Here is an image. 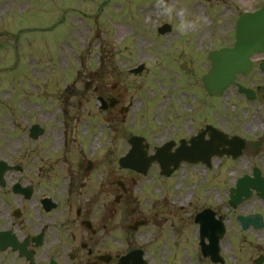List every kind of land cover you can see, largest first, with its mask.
Segmentation results:
<instances>
[{
  "label": "rangeland",
  "instance_id": "374dc122",
  "mask_svg": "<svg viewBox=\"0 0 264 264\" xmlns=\"http://www.w3.org/2000/svg\"><path fill=\"white\" fill-rule=\"evenodd\" d=\"M256 2L40 0L23 17L13 14H18L20 7L12 3V15L0 21V100L2 97L4 100L0 106L1 122L7 130L18 125V135L5 138L4 150L11 146L9 143L22 138L21 127L31 122L45 125L50 133L43 138L50 137L54 129L50 124L60 127L52 116H57L56 106L65 97H69L72 113L77 102L92 108V100L85 99L87 80L105 91L120 92L122 106L131 103L119 128L130 134L147 135L151 147L161 142L165 127L173 131L172 126L183 125V115H190L187 112L192 93L200 96L199 104L194 100L199 124L215 121L223 128L229 124L237 134H252V138L258 139L255 134H264V114L258 106L245 101L232 88L221 98L208 97L201 82V75L209 67L207 52L233 42L237 15L257 6ZM162 23H170L171 32H157ZM141 63L143 68L138 72L129 70ZM238 80L248 85L264 82L256 64L247 76L239 75ZM50 100L53 104L48 105ZM26 102L34 103L32 108L24 109L22 103L28 105ZM167 103L179 104V111H174L177 120L164 113ZM13 104H17L18 111L11 110ZM102 117L103 113L94 114L91 119L97 125L110 121ZM124 131L119 137L123 151L127 147ZM261 142L264 144V137ZM258 151L261 154L252 156L253 159L241 157L236 162H222L208 179L221 188L233 186L235 179L245 171L250 172L253 166L264 173V148ZM214 192L211 189L210 198L214 196L218 202ZM204 202L207 201L202 194L201 203ZM247 202L257 208L261 206L255 198ZM247 234L242 250L229 252L225 264H251L250 260L264 254V241L258 240L264 231L258 238L253 233ZM201 261L200 264H212L207 259Z\"/></svg>",
  "mask_w": 264,
  "mask_h": 264
},
{
  "label": "flooded vegetation",
  "instance_id": "af4514ba",
  "mask_svg": "<svg viewBox=\"0 0 264 264\" xmlns=\"http://www.w3.org/2000/svg\"><path fill=\"white\" fill-rule=\"evenodd\" d=\"M259 57L261 62L264 55ZM94 90L90 94L109 104L104 108L109 119L120 120V98L103 96L98 86ZM77 104L73 113L69 106L62 108L63 128L55 130L53 138H30V128L25 132L22 127V138L6 150V140H1L0 160L11 169L2 170L0 183V264H121L128 256L122 262L127 264L138 252L148 264H200L201 222L220 218L225 230L219 251L224 257L242 250L247 233L262 237L264 205L257 208L243 201L233 207L228 201L231 186L222 194L210 188L218 202L210 191L202 193L193 159L168 175L160 174L156 163L144 174L121 167L119 123L108 124L106 130L88 122L81 113L84 102ZM182 124L165 129L163 137L190 146V136L201 125ZM105 135L111 136V143ZM216 161L232 160L211 159ZM202 194L207 202L201 203ZM255 213L261 217V229H242L238 217Z\"/></svg>",
  "mask_w": 264,
  "mask_h": 264
},
{
  "label": "water",
  "instance_id": "95a60500",
  "mask_svg": "<svg viewBox=\"0 0 264 264\" xmlns=\"http://www.w3.org/2000/svg\"><path fill=\"white\" fill-rule=\"evenodd\" d=\"M168 25L160 28L161 32L169 30ZM236 40L232 47L221 48L209 53L211 66L202 76L205 89L209 94L220 95L229 84H237L240 91L252 97V91L235 81L237 72L247 73L251 68L249 56L252 51L264 49V11L243 13L239 16L235 25ZM236 149L231 152L236 155ZM250 188H255L259 195L264 197V177L260 176L257 169L252 176L244 175L239 178L234 189L232 203L238 202L242 197L250 196ZM259 224V219L252 221Z\"/></svg>",
  "mask_w": 264,
  "mask_h": 264
}]
</instances>
